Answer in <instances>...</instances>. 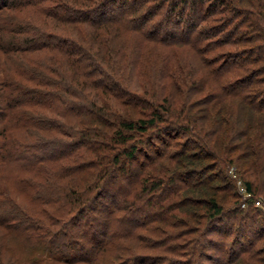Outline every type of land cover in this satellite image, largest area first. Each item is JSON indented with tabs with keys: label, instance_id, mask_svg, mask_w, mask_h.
<instances>
[{
	"label": "trees",
	"instance_id": "16d2710c",
	"mask_svg": "<svg viewBox=\"0 0 264 264\" xmlns=\"http://www.w3.org/2000/svg\"><path fill=\"white\" fill-rule=\"evenodd\" d=\"M2 11L0 51L31 59L20 76L37 54L58 58L46 67L54 78L34 70L30 85L1 83L2 126L15 124L0 130L15 150L0 160L12 169L0 180L10 207L1 226L39 234L46 255L65 264L120 259L118 246L126 250L124 242L154 223L187 227L171 234L154 226L182 239L161 246L162 263L191 264L182 257L202 234L174 214L181 211L192 227L225 230L221 264L253 253L264 238V0H0ZM28 12L75 35L16 14ZM162 19L178 24L177 36L158 32ZM231 167L248 193L242 201L223 175ZM113 187L118 198L108 194ZM228 191L231 205L218 195ZM107 194L114 204L103 212L98 198ZM24 200L32 209L20 207ZM246 230L253 235L241 243ZM135 257L115 264H136Z\"/></svg>",
	"mask_w": 264,
	"mask_h": 264
},
{
	"label": "rangeland",
	"instance_id": "374dc122",
	"mask_svg": "<svg viewBox=\"0 0 264 264\" xmlns=\"http://www.w3.org/2000/svg\"><path fill=\"white\" fill-rule=\"evenodd\" d=\"M13 15H15L14 12H11ZM17 17H23V18H27L28 21H32L35 25H37L38 28H40L41 30L50 32V33H54L57 34L59 36H63V37H67V36H72L75 35V29L72 27H68L66 28L63 27V25L57 23L55 24V27L52 28V21H40V20H34L31 17H34L32 13H27L26 15H20V13H16ZM175 15V14H174ZM173 15V16H174ZM16 16V15H15ZM173 16H171V18H173ZM0 17L1 19L5 18V15L3 13V11L0 13ZM6 18L8 19H13L10 16H6ZM19 18L18 23L19 22ZM174 20V19H173ZM50 22V23H49ZM161 23H158L157 28L159 29V33L162 34V32H164L165 30H170L173 32H175V36H177L176 34V28L178 26V24H176V22L171 20V24L168 23H164V20L162 19L160 21ZM20 25V24H19ZM49 57H55L58 58L57 56L52 55L51 53H44V54H37L33 57L32 59V63H33V68L30 70H26L25 74L23 76H20L19 74V69L24 68H30L29 66L31 65V59L29 61V65L28 63H26L25 61L20 60V58L17 56V54H3L0 51V90H2V84L3 82L9 81V82H13L15 84L18 83H25L27 85H30V83L27 81V77L33 75L34 73H36L37 70L41 71L44 75H47L49 72L47 71L46 67L47 65H49L50 67H52L49 63H48V59ZM27 65V66H24ZM54 68V67H52ZM63 67V72L64 73H68ZM42 75V76H44ZM41 76V77H42ZM49 76H53L51 75V73H49ZM134 78H137V75H135ZM136 80V79H133ZM94 92H92L93 94ZM91 94V96H92ZM90 98V97H89ZM106 98V97H105ZM109 98V99H108ZM114 98V97H113ZM112 97H107L106 99L109 100V102H111L114 105H117L118 107L120 106L119 102L116 101V99H113ZM91 99V98H90ZM108 103V102H107ZM2 102H0V107H1ZM2 119H0V130L2 128H5L7 130H10V128L12 129L14 127V122L12 119H8V122H6L3 126H2ZM5 129H3L2 131L4 132ZM3 132L1 134L0 132V144L2 143L1 141H4V143L6 144V147L4 148L3 152L1 153L0 156V160H2L1 162H6L7 159L9 158V155L15 151L14 150V144L13 143V139L11 138H5L3 137ZM19 139H21V136H18ZM5 139V140H4ZM7 140V141H6ZM144 149L143 151H147V147L142 146ZM141 149V150H142ZM139 159H141V156L139 157ZM122 161H124L125 159L122 157L121 158ZM139 161V160H138ZM136 165V163L132 166V168H134V166ZM217 168L222 172V165H218ZM11 167H9V165H3L0 164V180L1 179H8L11 176ZM234 169L231 167L229 169H227L226 171H224L223 175H226L228 180L230 181V185L233 188L234 192L236 194H238V200L242 201L244 200V196L242 195V193L240 192V186H242L240 180H238V175L234 176L233 175V171ZM234 179H233V178ZM195 178V177H194ZM117 181H121L122 183L127 184L128 179H122V178H116ZM8 181V180H7ZM7 181L3 182L4 184H7ZM243 187V186H242ZM114 188V189H113ZM112 191H109L108 194L109 196H113L115 198H118V190H116V187H113ZM107 194V198L104 199L103 197H100L98 199V202H100L98 204L97 209L98 210H102L103 212L106 209V206H111L114 204V201H112V198H110ZM221 198H223L224 196H227V200H229V205L232 204V201L234 200L231 195H230V191L228 192H220L218 194ZM109 197V198H108ZM18 204L20 205V207L24 208H30L32 209L31 205L24 200L23 202H18ZM9 203H6V198H4L3 196L0 197V215H5V213L8 212V209H10ZM260 207V206H259ZM12 208V207H11ZM235 208V207H231V210ZM264 210V207H261L260 210ZM197 212L199 214H202L203 209L201 208H197L196 209ZM227 210V208H226ZM99 211V212H102ZM101 215L103 213H100ZM177 215L178 218L183 219L184 222H187V226L190 228H195L196 230H200V233L202 234L201 237L202 239H199V236L195 234V238L198 240V247L196 249V251L193 252V250L191 249L190 253H186L189 252V248H186L185 250H180L181 252H183L185 255L184 257H182L184 260H186L187 262H191V264H221V260H222V256L220 255V245H221V240L223 241L224 236L226 235L225 230L223 232H218L216 230L211 229V227L208 224V227L206 228V226L204 225V227H202V229H200V225L199 226H193V221L194 219H190V217L187 214H183L181 211H175V213ZM145 215H143L140 218H144ZM133 218V217H132ZM231 219H233V215H231L229 218L225 219L223 221V223H229L231 221ZM171 220V219H169ZM175 218L171 220V222H175ZM199 220L202 221V218L200 217ZM192 225V226H191ZM160 227L164 230L169 231L171 234L172 232H176L178 231L181 232V230L187 229V227H181V226H177V227H172V226H167V225H162V224H156L154 223V225L152 226L153 229L147 231V230H143V231H136L135 233V237H134V241H127L123 243V247H129L126 250L120 249V247L118 246V249H116V253L120 259H111V255H107V256H100L99 258L101 259V261L103 262V264H115L117 261H120L122 259H124L125 261L129 258V257H135V259L137 258L138 262L136 264H156V262H161L162 263V259L164 258L165 253L161 252L163 251V249H161V246L163 245V247L165 246H170L172 244L181 242L182 239H178L176 241H174L173 239H170V237L168 236V234H166L164 231V233L161 232H156L155 231V227ZM261 225L258 224V222L255 223L254 225V229H258ZM249 230V229H248ZM248 230H246L243 233V237H241L240 242H246L249 239H251L252 235L251 232H249ZM156 234H155V233ZM181 234V233H180ZM39 234H31L30 236H27L26 233L17 230L14 231V229H7L4 226L0 225V264H65V263H57L55 261H53L52 259H50L46 253L44 252L43 246L37 241ZM188 236V235H187ZM227 236V235H226ZM169 238V239H168ZM180 238H184L182 235H180ZM228 238V237H227ZM231 239H228L226 244H225V249H228L229 246L231 245L230 242ZM230 244V245H229ZM229 245V246H228ZM228 246V247H227ZM253 253L249 254L248 256L244 255L243 257H241L240 262L237 261V263L235 264H264V238H262L260 241H256V243L253 245ZM120 249V250H119ZM161 250V251H160ZM230 252V251H229ZM236 252H234L235 254ZM194 255V256H193ZM252 255V256H251ZM230 257V255H229ZM175 258V257H174ZM180 258V257H177ZM221 258V259H220ZM231 258V257H230ZM234 258V256L232 257ZM182 259V260H183ZM180 260V259H179ZM225 259H223L224 262ZM128 262V261H126ZM239 262V263H238ZM135 264V263H132Z\"/></svg>",
	"mask_w": 264,
	"mask_h": 264
},
{
	"label": "built area",
	"instance_id": "2783aa9c",
	"mask_svg": "<svg viewBox=\"0 0 264 264\" xmlns=\"http://www.w3.org/2000/svg\"><path fill=\"white\" fill-rule=\"evenodd\" d=\"M240 192L244 196V199H246L248 197V193H246L245 189L242 186H240ZM255 205L259 206L260 204L258 201H255ZM242 206H244V204H242Z\"/></svg>",
	"mask_w": 264,
	"mask_h": 264
}]
</instances>
